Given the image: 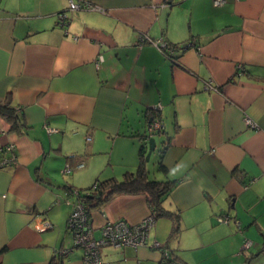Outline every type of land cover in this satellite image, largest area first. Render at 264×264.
I'll return each instance as SVG.
<instances>
[{"label":"crops","instance_id":"1","mask_svg":"<svg viewBox=\"0 0 264 264\" xmlns=\"http://www.w3.org/2000/svg\"><path fill=\"white\" fill-rule=\"evenodd\" d=\"M69 1L0 0V99L27 125L10 130L0 116V147L13 143L16 156L0 167V264H48L64 249L62 264H82L71 205H55L54 162L69 165L65 174L104 162L95 180L120 179L151 136L166 170L145 166L175 181L163 205L178 230L159 216L147 245L104 246L102 264H159L156 239L187 264H264V0H73L90 5L74 10ZM155 117L163 127L151 133ZM62 186L75 203L81 188ZM149 212L144 193L87 208L95 238L106 221L137 224ZM58 213L65 227L53 235Z\"/></svg>","mask_w":264,"mask_h":264},{"label":"built area","instance_id":"2","mask_svg":"<svg viewBox=\"0 0 264 264\" xmlns=\"http://www.w3.org/2000/svg\"><path fill=\"white\" fill-rule=\"evenodd\" d=\"M224 1L225 0H213V4L220 5ZM88 7H90L88 3L73 0H70L68 4V8L71 10ZM93 8L97 7L93 6ZM60 18L66 19V14L61 13ZM140 38L150 40L151 43H154L162 51H164L163 48H168L166 42L162 39L153 40L142 36ZM206 86L210 87L209 83L206 84ZM244 121L247 125H253V122L248 117H245ZM162 127V119L159 117H155L148 124V129L151 131V133L162 129ZM15 160L16 156L13 143H7L0 147V167L13 164L16 162ZM78 166L81 165L78 164ZM69 170V165L66 164L62 171L66 173ZM154 219V215L149 212L148 215L137 224H128L122 219L106 221L101 226V237L95 238L93 236L92 227L88 220V215L84 204L81 202V200L76 199L73 209L67 218V225L69 230L72 232L73 247H78L82 250V264H102L100 249L103 245H109L113 247L128 245L134 248L147 245V237L149 235L150 228L154 223ZM216 219L218 222H228L229 215H218ZM44 228H46L45 225L42 226V229ZM150 245L161 248V245L156 240H153ZM250 245L251 240L246 239L244 241V247L248 248ZM69 250L70 249L57 250L55 253H59L60 255L64 256ZM161 253L163 255H167L168 251L165 252V250H162Z\"/></svg>","mask_w":264,"mask_h":264},{"label":"trees","instance_id":"3","mask_svg":"<svg viewBox=\"0 0 264 264\" xmlns=\"http://www.w3.org/2000/svg\"><path fill=\"white\" fill-rule=\"evenodd\" d=\"M0 116L9 124L10 130L21 132L27 128L18 109L11 103L9 98L0 99ZM145 152V144H142L139 150L140 160L135 171H126L120 179L114 177L97 179L91 186L87 187L86 193H81V191L75 189L73 193L84 204L86 211L90 202H93L94 205H100L115 194L144 193L150 212L154 217L166 216L170 218L174 224L172 231L176 232L178 230L179 215L176 211L169 210L163 205L164 198L171 192L175 181L169 178L163 180L151 178L145 166ZM157 169L164 172L166 170L161 160L157 163ZM161 247L166 248L164 245H161ZM62 257L59 253H54L48 264H62ZM159 264L187 263L168 251L167 255L162 254Z\"/></svg>","mask_w":264,"mask_h":264},{"label":"rangeland","instance_id":"4","mask_svg":"<svg viewBox=\"0 0 264 264\" xmlns=\"http://www.w3.org/2000/svg\"><path fill=\"white\" fill-rule=\"evenodd\" d=\"M155 153H157V150H154L152 152V156L150 157V159H148V161H146L147 165L150 168V170L152 171V173H155V170L157 169V159H156L157 157L155 156L156 155ZM96 159L100 160L101 156H98V158H96ZM54 164H55V166H57V170L52 172V176L54 177V180L57 182V186H58V187L55 186L56 190L58 191L55 205H58L57 202L70 203L71 208H70V211L68 213V215H69L71 210L73 209L74 203L72 202L73 200L70 201V199L72 198L71 195L66 196L64 194V189L62 188L63 187L62 185L67 183L69 185L76 186L77 188H81L80 191L82 193H86L87 187L89 185H91V183L95 180L96 177L99 176V178H103L104 175L106 174L105 172L99 171L102 168V166L104 165V162H101L98 165L99 169L96 172H94V171L92 172L90 170V167H92V163L89 166L87 163V164H85V166L83 168L72 170L69 174H65L62 171L64 166H65V164L63 162H61V163L54 162ZM108 166H111V163ZM87 167H88L89 172H86ZM152 173H150V177L154 178ZM75 190H78V189H75ZM54 217L56 219L55 227L52 230L51 229L48 230V233H51L53 235L62 234L65 225L61 221V218H62L61 214L58 213ZM94 232H95L96 238L101 237V229L97 228L94 230ZM167 234L168 233H166L165 235L167 236ZM158 242H160V241H158ZM104 246L108 247L109 245H103V246H101V248ZM158 250L159 251L165 250V252L168 251V249L163 248V247L158 248ZM136 262L137 261L134 258H125V259H121V260L117 259L116 261H106V263H103V264H136Z\"/></svg>","mask_w":264,"mask_h":264},{"label":"water","instance_id":"5","mask_svg":"<svg viewBox=\"0 0 264 264\" xmlns=\"http://www.w3.org/2000/svg\"><path fill=\"white\" fill-rule=\"evenodd\" d=\"M155 139L153 136L148 138V148L145 153V161H148L151 152L155 149Z\"/></svg>","mask_w":264,"mask_h":264}]
</instances>
